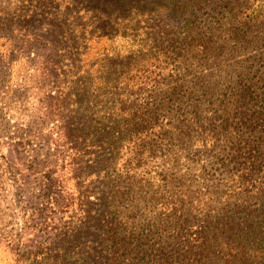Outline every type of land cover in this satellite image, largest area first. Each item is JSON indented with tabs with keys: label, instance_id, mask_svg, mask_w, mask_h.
Instances as JSON below:
<instances>
[{
	"label": "trees",
	"instance_id": "16d2710c",
	"mask_svg": "<svg viewBox=\"0 0 264 264\" xmlns=\"http://www.w3.org/2000/svg\"><path fill=\"white\" fill-rule=\"evenodd\" d=\"M26 2L0 9V195L10 140L42 199L24 264H264V0Z\"/></svg>",
	"mask_w": 264,
	"mask_h": 264
},
{
	"label": "rangeland",
	"instance_id": "374dc122",
	"mask_svg": "<svg viewBox=\"0 0 264 264\" xmlns=\"http://www.w3.org/2000/svg\"><path fill=\"white\" fill-rule=\"evenodd\" d=\"M26 4V0H0V9L6 10L3 14V17L5 18L8 10L25 6ZM162 30L166 31L169 29L162 27ZM38 32L39 31H35L36 34ZM154 36L156 38L161 37L158 35V31ZM103 44L104 43L101 42L98 45L99 48H103ZM240 53L241 54L234 57L236 60H230L228 56L225 57L227 59L226 64H229L231 68H219L220 72L217 74V82H215L218 83L221 88L218 96H220L219 94L223 95L226 93L228 89L239 85V81L241 82V80L249 78L247 77L244 66H242L243 63L245 64L246 60H253L254 56H263L261 52L256 54L254 51L249 52L248 50ZM257 68L263 69L261 65H258ZM204 69L205 67L200 68L201 71ZM187 77V81H190V76ZM243 83H245V81H243ZM240 86H242V84H240ZM217 114H219V117L222 120L229 117V114H224V109L217 111ZM218 129H220L219 126ZM234 134L235 133L232 129L225 132L224 141L222 143L223 148H229L232 136L234 139ZM1 150L7 155L11 166L15 170L23 172L21 173V176L23 177L13 178L11 181L7 179L8 192L0 195V264H24L25 262L30 261L27 259L31 257L30 252L36 251L37 246L40 243L41 234L38 231V225L43 217V212L38 211V209L39 205L42 204V199L37 193L38 185L35 184L34 179L32 178V171L26 169L28 167V154L24 152L22 147L10 140H6V143H4V147H2ZM184 155L185 154H179L178 164L181 166L188 164L189 162L192 163V161H187V159H192L191 155L189 158H185ZM179 165L176 167L179 168ZM174 172L183 177L176 184L181 185L182 193L190 195L191 193H194V190L196 193L200 190V188H198L192 181L194 179L193 177H195L194 173L184 175L182 173H177L176 171ZM191 181L193 182L194 187L192 186ZM23 252H26L25 257H22Z\"/></svg>",
	"mask_w": 264,
	"mask_h": 264
}]
</instances>
